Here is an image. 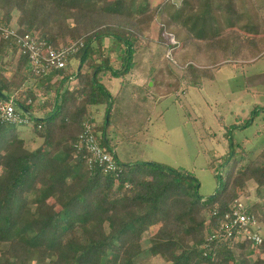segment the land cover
<instances>
[{"label": "trees", "instance_id": "1", "mask_svg": "<svg viewBox=\"0 0 264 264\" xmlns=\"http://www.w3.org/2000/svg\"><path fill=\"white\" fill-rule=\"evenodd\" d=\"M146 1L145 7H136L125 0H0V26L54 49L68 39L85 43L66 69L46 75H36L30 58L21 55L9 79L6 67L17 57L18 46L0 32V97L15 96L18 115L30 122L0 120V264H149L153 258L165 264H264V242L234 245L209 237L234 204L249 196V182L258 193L264 188V147L254 154L238 146L223 156L215 174L221 185L220 170L227 168L224 184L204 199L199 182L185 170L118 160L117 142L108 138L117 97L112 98L101 80V74L124 79L131 74L137 41L164 21L158 39L173 51L177 47L164 40L167 22L188 39L203 42L217 41L225 28L233 30L240 21L239 32L256 36L253 0ZM104 39L112 41L110 53L125 48L118 70L110 67L109 57L103 59ZM96 54L101 64L92 65V74L83 73L87 59ZM183 69V81L199 84L206 74L192 64ZM72 78L76 89L69 87ZM106 104L99 128L89 120L90 109ZM87 123L94 126L100 145L114 153L116 173L105 174L102 167L89 164L80 143ZM26 126L42 140L37 148L36 138L28 142L22 137L20 128ZM247 213L264 228L263 202L248 206ZM146 233L151 234L147 252ZM146 253L150 259L142 262Z\"/></svg>", "mask_w": 264, "mask_h": 264}, {"label": "rangeland", "instance_id": "2", "mask_svg": "<svg viewBox=\"0 0 264 264\" xmlns=\"http://www.w3.org/2000/svg\"><path fill=\"white\" fill-rule=\"evenodd\" d=\"M145 2L140 1V4ZM158 2L156 0L154 4ZM179 2L171 0L173 4ZM253 7L250 10L259 25L256 36L239 32L244 22L240 21L233 30L225 28L217 41L203 42L188 39L177 25L167 22L164 40L168 42L171 34L179 42L168 58L169 49L158 39L164 21L147 31L146 38L137 41L136 66L131 74L125 79L101 74L102 84L111 96L119 94L112 108V132L108 138L117 142L115 151L122 163L154 162L185 170L197 179L199 194L207 199L224 184L227 168L220 170L221 185L215 174V168L224 161L223 156L237 150L238 146L254 154L264 147V53H259L264 51V0H253ZM240 11L243 15L242 9ZM102 46L105 49L103 59L109 57L110 67L120 69L125 48L122 46L110 53V39H104ZM98 47L94 43L93 48ZM241 59L254 61L246 64ZM17 61L18 55L6 67L7 78L12 77ZM79 62L75 60L76 65ZM101 62L99 54L90 56L83 66V73L92 74V65L99 66ZM189 64L205 71L201 83L181 80L183 68ZM71 86L79 87L78 82ZM106 108L109 105L91 108V123L101 128L107 115ZM20 131L28 142L36 138L32 127H22ZM41 143L42 140L36 138L33 148ZM258 190L254 182H249L246 191L249 196H242V204L246 207L258 201L264 204V188L260 193ZM262 235L264 238L263 226ZM150 236L146 233L143 237L146 252L150 247ZM149 256V253L144 254L142 262L150 259ZM149 264L165 263L153 258Z\"/></svg>", "mask_w": 264, "mask_h": 264}, {"label": "built area", "instance_id": "3", "mask_svg": "<svg viewBox=\"0 0 264 264\" xmlns=\"http://www.w3.org/2000/svg\"><path fill=\"white\" fill-rule=\"evenodd\" d=\"M0 32L4 38L13 39L18 46V57L28 56L33 65V72L36 75H46L52 70L60 71L67 68L71 58L85 48L82 40L69 41L66 45L54 49L44 43L37 41L31 35H20L17 29L4 28L0 26ZM170 37V45L178 47L179 42L173 35ZM172 48L169 49L168 58L173 55ZM59 80V78H58ZM77 82L73 78L71 84ZM15 96L8 100L0 97V120L11 124H25L30 122L22 119L16 111ZM81 147L88 154V162L91 166L102 167L105 174H114L118 170L114 153L106 151L98 142L94 133V126L90 123L85 124L84 132L80 137ZM261 224L254 215L247 213V207L239 200L237 201L230 214L226 216V221L222 226L210 234L212 241L231 242L232 244L250 242L253 246H260L264 242L261 231Z\"/></svg>", "mask_w": 264, "mask_h": 264}, {"label": "crops", "instance_id": "4", "mask_svg": "<svg viewBox=\"0 0 264 264\" xmlns=\"http://www.w3.org/2000/svg\"><path fill=\"white\" fill-rule=\"evenodd\" d=\"M126 1V3L127 4H133V3H135V5H137V4H139V5H137L136 7H139V6H142V7H145L146 5H147V1L145 2V3H141L140 4V1H144V0H125ZM134 10V9H133ZM184 36V35H183ZM261 47V46H260ZM260 54H263L264 53V51H261V52H259ZM240 55H242V56H244L243 54H241V53H239ZM254 59V58H253ZM251 60V61H254V60ZM211 60V59H210ZM243 59H241V61H242ZM236 61H238V60H236ZM251 61H242L243 63H246V64H248V63H251ZM227 63H232V62H227ZM234 63H236V62H234ZM224 64V63H223ZM222 63H221V65H223ZM218 65V64H217ZM220 65V66H221ZM208 68V67H207ZM138 87H140V86H138ZM108 90V89H107ZM117 98L119 97V94L116 96ZM115 96L114 97H112L113 99L114 98H116ZM114 153H115V155L117 156V158H118V160L120 161V159H119V157H118V155H117V153H116V151L114 150ZM121 162V161H120Z\"/></svg>", "mask_w": 264, "mask_h": 264}]
</instances>
